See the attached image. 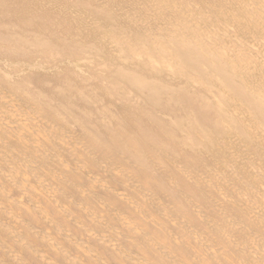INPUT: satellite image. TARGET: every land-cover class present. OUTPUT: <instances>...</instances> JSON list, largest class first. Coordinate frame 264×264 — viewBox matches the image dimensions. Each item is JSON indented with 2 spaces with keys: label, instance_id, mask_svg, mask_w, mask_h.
<instances>
[{
  "label": "bare ground",
  "instance_id": "obj_1",
  "mask_svg": "<svg viewBox=\"0 0 264 264\" xmlns=\"http://www.w3.org/2000/svg\"><path fill=\"white\" fill-rule=\"evenodd\" d=\"M0 264H264V0H0Z\"/></svg>",
  "mask_w": 264,
  "mask_h": 264
}]
</instances>
